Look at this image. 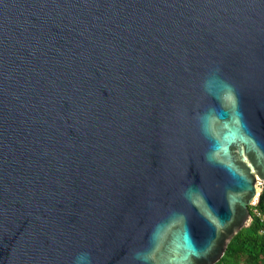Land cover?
<instances>
[{
  "label": "water",
  "instance_id": "water-1",
  "mask_svg": "<svg viewBox=\"0 0 264 264\" xmlns=\"http://www.w3.org/2000/svg\"><path fill=\"white\" fill-rule=\"evenodd\" d=\"M264 189V0H0V264H216Z\"/></svg>",
  "mask_w": 264,
  "mask_h": 264
},
{
  "label": "trees",
  "instance_id": "trees-1",
  "mask_svg": "<svg viewBox=\"0 0 264 264\" xmlns=\"http://www.w3.org/2000/svg\"><path fill=\"white\" fill-rule=\"evenodd\" d=\"M251 221L230 242L216 264H264V189L256 205L250 206Z\"/></svg>",
  "mask_w": 264,
  "mask_h": 264
},
{
  "label": "built area",
  "instance_id": "built-area-1",
  "mask_svg": "<svg viewBox=\"0 0 264 264\" xmlns=\"http://www.w3.org/2000/svg\"><path fill=\"white\" fill-rule=\"evenodd\" d=\"M254 205H256V202L254 203Z\"/></svg>",
  "mask_w": 264,
  "mask_h": 264
}]
</instances>
